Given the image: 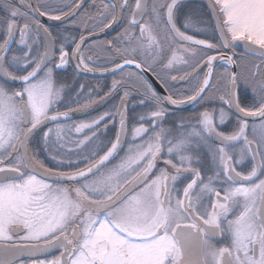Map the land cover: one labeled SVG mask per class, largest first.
Segmentation results:
<instances>
[{"label":"snow or ice","instance_id":"obj_1","mask_svg":"<svg viewBox=\"0 0 264 264\" xmlns=\"http://www.w3.org/2000/svg\"><path fill=\"white\" fill-rule=\"evenodd\" d=\"M0 12V264H264V0Z\"/></svg>","mask_w":264,"mask_h":264},{"label":"flooded vegetation","instance_id":"obj_2","mask_svg":"<svg viewBox=\"0 0 264 264\" xmlns=\"http://www.w3.org/2000/svg\"><path fill=\"white\" fill-rule=\"evenodd\" d=\"M87 2H90V0H87ZM184 5H185V10H187L188 8H192V7H200L202 10L204 8H206V6L204 4L199 3L198 1L196 2V1H191V0L184 1ZM0 15H2V12H0ZM44 23L53 24L54 27L56 26L54 22L48 21L47 19H44ZM113 35H115V31H109L106 35H101L99 37V39L103 40V39H106V38H110ZM67 72H68L69 76L74 75V73H72V69L71 68H69L67 70ZM80 79L87 80V81H90L92 83H94L96 81V79H101V81L103 82V78L100 77V76H97L96 74H82L80 76ZM107 79L110 81L111 77L108 76ZM101 95H102V93H101ZM117 99H118V97H117ZM112 103H113V100H108L105 104L97 106L94 110L90 111L88 113V115H96L97 113L103 111L105 108L109 107ZM83 118H84V116H82L81 114L77 113V114L73 115L72 119L74 121H76V120H80V119H83Z\"/></svg>","mask_w":264,"mask_h":264},{"label":"water","instance_id":"obj_3","mask_svg":"<svg viewBox=\"0 0 264 264\" xmlns=\"http://www.w3.org/2000/svg\"><path fill=\"white\" fill-rule=\"evenodd\" d=\"M184 1H188V0H184ZM191 1H198L199 3L204 4L205 6H207V0H191ZM97 76H99V74H96Z\"/></svg>","mask_w":264,"mask_h":264}]
</instances>
